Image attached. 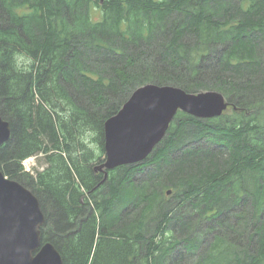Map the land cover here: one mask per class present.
<instances>
[{
  "label": "trees",
  "instance_id": "obj_1",
  "mask_svg": "<svg viewBox=\"0 0 264 264\" xmlns=\"http://www.w3.org/2000/svg\"><path fill=\"white\" fill-rule=\"evenodd\" d=\"M244 1L0 0V114L12 129L0 170L39 198L42 243L64 264H183L209 239L200 264H264V0ZM147 84L218 91L230 107L213 119L179 112L145 162L100 185L70 135L93 130L105 150V122ZM38 154L47 168L25 172ZM117 203L130 206L118 214ZM190 225L185 244L178 227Z\"/></svg>",
  "mask_w": 264,
  "mask_h": 264
},
{
  "label": "water",
  "instance_id": "obj_2",
  "mask_svg": "<svg viewBox=\"0 0 264 264\" xmlns=\"http://www.w3.org/2000/svg\"><path fill=\"white\" fill-rule=\"evenodd\" d=\"M229 107V101L218 91L193 94L173 86L139 87L105 122L106 160L95 166L96 172L104 174L100 185L107 181L109 171L145 162L164 140L179 112L213 119ZM11 136V124L0 114V146ZM45 223L39 198L0 170V264H64L52 243H42Z\"/></svg>",
  "mask_w": 264,
  "mask_h": 264
},
{
  "label": "rangeland",
  "instance_id": "obj_3",
  "mask_svg": "<svg viewBox=\"0 0 264 264\" xmlns=\"http://www.w3.org/2000/svg\"><path fill=\"white\" fill-rule=\"evenodd\" d=\"M104 2H105V0H101V6H103ZM237 3H238V1H237ZM244 4H247V0L244 1ZM92 6H93V9H94V16H93L94 20L95 21L101 20L103 18V14H104L103 7H99L98 5H96L95 2H94V4H92ZM190 40H191V38L185 39L183 42L184 43L188 42L190 44ZM192 41L193 40H191V42ZM221 50H222V47L218 46L217 49L215 51H213V53L217 54V53L221 52ZM19 62L21 63V65H23L25 67H30V65H32L31 64V60H29L26 57H20L19 58ZM167 86H173V87L181 88L180 86H178L176 84L167 85ZM181 89H183V88H181ZM58 111H59V113H61V115L64 116V113L61 111V109H58ZM234 114H235L234 110L232 108H230V110L227 112L226 115H228V117L232 118L234 116ZM94 134H95V132H93V130H91V132L89 131V133H79V134H77V131H74V133L72 135H70V138L72 136L73 139L77 140L76 145L74 144V151H75L74 152V156L77 157L78 154H79V156H81L82 154L83 155H86V154L88 155L89 154L92 158H94L91 161V164L93 166H97V165L102 164L103 162H105V160H106V152H105V150L102 149V147H101V145H100V143L98 141V137L96 136V134L95 135ZM196 145L202 147L204 144L200 142L199 144H196ZM22 167H23L25 172H28L26 170H30L31 169V172H29V173L31 175H36L37 172H42L43 170H45L47 168L46 156L42 155V154L31 156V157L25 159L22 162ZM156 169H157L156 165L146 167L145 168V172H142V173L139 172L138 174H136V177L134 178L135 181L137 182L140 179L143 180V178L147 177L146 176L147 173H151L152 172L153 174H155L157 172ZM2 171L5 173L3 168H2ZM9 179H11V178H9ZM15 181H17V180H15ZM249 181H250V178H249ZM252 186H253V182L251 181L249 183V188H252ZM100 191L104 193V189H101ZM166 196H167V201L168 202L171 201L172 205H176L177 204L178 200L175 201V198L173 197L172 193L170 195H168L166 193ZM250 201H251V197H249V202H246V204L244 205L245 208H247V209L249 208ZM129 206H130V204H128L127 206H122V205L117 203L116 204V208L118 209L117 213L118 214H124L127 211V209L129 208ZM241 206H239V207H241ZM239 211H240V208H239ZM247 217L249 218L250 215H248ZM247 217H246V219H248ZM235 223H236V219L235 218L233 219L232 215L230 216V214H229V216L226 217V224H235ZM190 226L192 227V225H190ZM179 228L180 227H178L177 237H180V235H182L180 237V239L184 240V243L186 242L185 240L191 238V236H195L193 231H194V229H198L197 227L193 226L192 230L189 228V230L188 229L187 230L183 229V232H179ZM200 228L201 229L200 230L198 229L197 231L198 232L199 231L200 232H202V231L204 232L207 227L205 226V223H204L203 226L200 227ZM175 235H176V233H175ZM211 242L212 241L209 239L208 240V244H210ZM208 244L202 245L201 248L199 249V252L197 251L198 252L197 255H192V257L190 259H188V256H187V260L183 264H200L205 259L204 258L206 256L205 248L207 247ZM182 245L179 246V248H181V250L182 249L184 250L185 249L184 244H182ZM221 249H224V247L219 248V251ZM232 257H233V255H232Z\"/></svg>",
  "mask_w": 264,
  "mask_h": 264
},
{
  "label": "built area",
  "instance_id": "obj_4",
  "mask_svg": "<svg viewBox=\"0 0 264 264\" xmlns=\"http://www.w3.org/2000/svg\"><path fill=\"white\" fill-rule=\"evenodd\" d=\"M27 171L31 172V169L30 170H27Z\"/></svg>",
  "mask_w": 264,
  "mask_h": 264
},
{
  "label": "flooded vegetation",
  "instance_id": "obj_5",
  "mask_svg": "<svg viewBox=\"0 0 264 264\" xmlns=\"http://www.w3.org/2000/svg\"><path fill=\"white\" fill-rule=\"evenodd\" d=\"M27 171V170H26ZM29 172V171H28Z\"/></svg>",
  "mask_w": 264,
  "mask_h": 264
}]
</instances>
